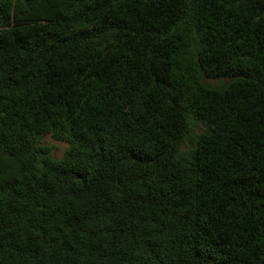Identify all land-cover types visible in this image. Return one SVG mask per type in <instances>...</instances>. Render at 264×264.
<instances>
[{
  "label": "trees",
  "instance_id": "obj_1",
  "mask_svg": "<svg viewBox=\"0 0 264 264\" xmlns=\"http://www.w3.org/2000/svg\"><path fill=\"white\" fill-rule=\"evenodd\" d=\"M0 264H264V0H0Z\"/></svg>",
  "mask_w": 264,
  "mask_h": 264
},
{
  "label": "rangeland",
  "instance_id": "obj_2",
  "mask_svg": "<svg viewBox=\"0 0 264 264\" xmlns=\"http://www.w3.org/2000/svg\"><path fill=\"white\" fill-rule=\"evenodd\" d=\"M42 142L43 144L49 146L51 155L54 158H60L67 147L66 142L56 140L50 135H45L42 139Z\"/></svg>",
  "mask_w": 264,
  "mask_h": 264
},
{
  "label": "water",
  "instance_id": "obj_3",
  "mask_svg": "<svg viewBox=\"0 0 264 264\" xmlns=\"http://www.w3.org/2000/svg\"><path fill=\"white\" fill-rule=\"evenodd\" d=\"M113 2L120 1V0H112Z\"/></svg>",
  "mask_w": 264,
  "mask_h": 264
}]
</instances>
